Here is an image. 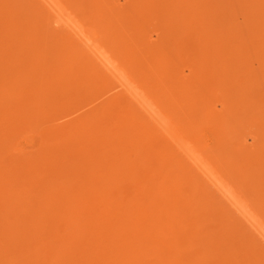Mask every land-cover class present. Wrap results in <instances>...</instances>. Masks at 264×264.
<instances>
[{"label":"bare ground","instance_id":"1","mask_svg":"<svg viewBox=\"0 0 264 264\" xmlns=\"http://www.w3.org/2000/svg\"><path fill=\"white\" fill-rule=\"evenodd\" d=\"M0 264H264V0H0Z\"/></svg>","mask_w":264,"mask_h":264},{"label":"rangeland","instance_id":"2","mask_svg":"<svg viewBox=\"0 0 264 264\" xmlns=\"http://www.w3.org/2000/svg\"><path fill=\"white\" fill-rule=\"evenodd\" d=\"M89 97H91V94L88 95ZM74 100V98H72Z\"/></svg>","mask_w":264,"mask_h":264}]
</instances>
